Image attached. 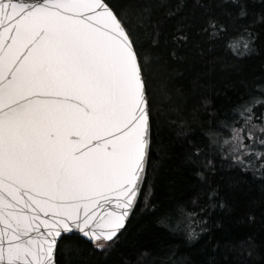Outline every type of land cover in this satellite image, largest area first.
Returning <instances> with one entry per match:
<instances>
[{
  "label": "snow or ice",
  "instance_id": "6c2138e0",
  "mask_svg": "<svg viewBox=\"0 0 264 264\" xmlns=\"http://www.w3.org/2000/svg\"><path fill=\"white\" fill-rule=\"evenodd\" d=\"M218 6L230 20L249 16L246 0ZM200 7L199 32L209 40L226 36L228 25L212 6ZM192 23L185 17L172 30V59L189 43ZM255 41L245 28L228 50L243 57ZM159 48L160 29L143 0H0V264H81L76 233L104 256L126 235L142 185L151 187L167 154L157 114L171 97ZM233 68L243 74L239 61ZM250 83V99L231 109L242 117L233 151L264 148V115L252 123L264 79ZM187 143L183 162L194 182L207 183L211 161ZM254 156L264 160V152ZM217 200L210 189L206 206L224 207ZM176 214L184 215L178 203L155 222L168 229ZM199 235L190 230L187 242Z\"/></svg>",
  "mask_w": 264,
  "mask_h": 264
},
{
  "label": "trees",
  "instance_id": "16d2710c",
  "mask_svg": "<svg viewBox=\"0 0 264 264\" xmlns=\"http://www.w3.org/2000/svg\"><path fill=\"white\" fill-rule=\"evenodd\" d=\"M143 3L160 29V48L154 51L161 61L160 79L167 81L171 97L157 114L159 139L167 145V154L151 187L142 186L127 233L108 256L94 254L90 243L76 237L83 250L81 264H120L122 260L126 264H206L209 259L216 264H264V160L254 156L264 148L257 143L250 150H232L236 147L233 129L240 127L242 117L231 111L236 102L250 99L246 90L252 80L264 79V23L258 19L264 16V0H246L249 16L238 21L227 18L225 8L218 6L222 0ZM204 4H210L213 14L227 23L226 36L209 40L199 32ZM185 17L193 21L190 40L177 49L174 60L170 35ZM245 28L256 36L254 50L237 58L228 50V42L241 38ZM238 61L243 74L233 68ZM254 99L252 123L259 126L264 97L254 93ZM256 134L260 135L258 128ZM188 141L206 154L202 161H211L207 183L194 182L183 162ZM243 143L254 142L244 139ZM151 160L156 162L157 157ZM210 189L217 191V203L224 207L206 206ZM177 203L184 215H174L168 229L157 225L159 212ZM189 213L194 215L188 217ZM190 230L200 234L194 244L187 242Z\"/></svg>",
  "mask_w": 264,
  "mask_h": 264
},
{
  "label": "water",
  "instance_id": "95a60500",
  "mask_svg": "<svg viewBox=\"0 0 264 264\" xmlns=\"http://www.w3.org/2000/svg\"><path fill=\"white\" fill-rule=\"evenodd\" d=\"M142 186H143V185H142ZM139 195H140V193L138 194L137 201H138ZM75 236L78 237L79 239L85 241L86 243H90V242L88 241V238H87V237H84V236H83L82 234H80V233H76Z\"/></svg>",
  "mask_w": 264,
  "mask_h": 264
}]
</instances>
